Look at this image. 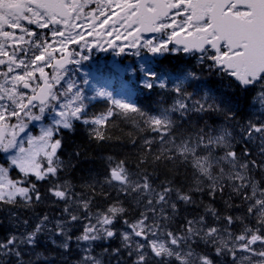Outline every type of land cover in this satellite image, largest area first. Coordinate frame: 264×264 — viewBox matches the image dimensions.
<instances>
[{"label":"snow or ice","instance_id":"snow-or-ice-1","mask_svg":"<svg viewBox=\"0 0 264 264\" xmlns=\"http://www.w3.org/2000/svg\"><path fill=\"white\" fill-rule=\"evenodd\" d=\"M94 48L187 59L140 65L145 109L91 83ZM117 122L134 158L67 179L65 131L103 145ZM0 212V264H34L45 237L75 264H264V0H0Z\"/></svg>","mask_w":264,"mask_h":264},{"label":"trees","instance_id":"trees-1","mask_svg":"<svg viewBox=\"0 0 264 264\" xmlns=\"http://www.w3.org/2000/svg\"><path fill=\"white\" fill-rule=\"evenodd\" d=\"M182 59H187L186 57H176L168 56L156 61V65L159 69L167 68L174 69L176 66H182L180 61ZM203 83L212 89L219 90L221 85L220 81L214 76L205 73ZM191 90V89H190ZM158 99L152 93H143V98L139 100V105L148 108H155L156 100ZM245 112L248 109L244 110ZM214 119L219 120V117H213ZM243 119L244 117H239ZM131 131V125L117 122V125L111 129L113 137H120L119 140L114 139L112 142L98 145L95 141L89 139V134L85 129H80L74 132H65V159H67L74 150H79L81 156L79 159L75 160V168L67 173L66 178L71 179L74 183L79 182L81 179L87 178L89 175H99L102 177L105 171V157L108 155H114L123 157L125 154H128L130 158H134V153H131L132 145L127 143L128 137L126 133ZM163 178V171L161 170V177ZM111 199V197H109ZM105 202L103 200L99 201V204L103 206ZM127 203V202H126ZM131 216L136 215L135 206H131ZM38 211H48L50 213L56 212L54 208L41 207ZM5 215L4 212H0V216ZM76 234L79 233V229L73 230ZM57 240V243H52L51 239L47 237L42 238L36 248L30 249L25 253L26 260L34 261V264H75V262L80 258L79 250L75 248V242L73 241L72 247L68 252H64L62 248H59L57 245L59 243V238H54ZM112 247L118 245V241L110 242ZM102 252V247L97 246L95 248V253L99 255ZM40 256V259H37V256ZM105 264H107L108 257L105 256ZM115 264V261H113Z\"/></svg>","mask_w":264,"mask_h":264},{"label":"rangeland","instance_id":"rangeland-1","mask_svg":"<svg viewBox=\"0 0 264 264\" xmlns=\"http://www.w3.org/2000/svg\"><path fill=\"white\" fill-rule=\"evenodd\" d=\"M97 53H99V51H97L96 49L93 50L92 58L95 57V56H93V54H97ZM102 56H104V53L101 54V56H99V58H97V57H95V58L99 59L100 61H104ZM112 56H113V58H115V55L113 53H112ZM92 58L89 61H93L94 59H92ZM155 58L150 57V56H145L143 59L139 58L136 62L137 69H139L140 65L142 63H145L146 61H148V62L154 61V63L151 64V66L154 67ZM157 58H159V57H157ZM109 65L112 66V71L116 72V74H118L117 76L112 75V77H106L104 75H100V74L98 75L94 70L88 69L87 67H84V66L82 67V72H88L90 74L89 79H90L91 83L96 85L97 87H99L100 85H106L109 88V90H114L115 92H121V93L126 91L124 89V85H127L128 87H130L129 84H132V82H134L136 79L140 80L141 74L139 73V77L130 78L128 81L129 83H126V82L119 83L118 80H120L121 77L125 76L128 73V71H125V70H130L131 65L123 67L121 63H118L117 60H113L112 57H109ZM132 68H134V67L132 66ZM138 84L141 86V80ZM86 89L92 91L91 88L86 87ZM133 94H134V92H133ZM133 94L131 97L132 99L134 97ZM97 101H100V100H97ZM101 101L104 102L103 100H101Z\"/></svg>","mask_w":264,"mask_h":264}]
</instances>
